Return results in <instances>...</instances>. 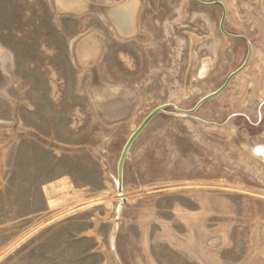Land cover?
Returning <instances> with one entry per match:
<instances>
[{"label":"rangeland","instance_id":"1","mask_svg":"<svg viewBox=\"0 0 264 264\" xmlns=\"http://www.w3.org/2000/svg\"><path fill=\"white\" fill-rule=\"evenodd\" d=\"M71 1L0 0V264H264V0Z\"/></svg>","mask_w":264,"mask_h":264},{"label":"water","instance_id":"2","mask_svg":"<svg viewBox=\"0 0 264 264\" xmlns=\"http://www.w3.org/2000/svg\"><path fill=\"white\" fill-rule=\"evenodd\" d=\"M198 1L199 3L201 4H205V5H212V4H219L221 5L222 7H224L223 3L221 1H214V2H205V1H202V0H196ZM107 14V13H106ZM224 20H225V13L223 14V17L221 19V23H220V27L222 29V31L224 33H226L227 35L231 36V37H236V38H243L245 39L248 44H249V53H248V58L250 56V53H251V44L249 42V40L244 36V35H235V34H231L229 32H227L224 28ZM248 58L247 60L243 63V65L241 67H239L237 70H235L234 72H232L228 78V80L226 81V83L220 87L218 90L204 96L203 98H201L198 103L196 104V106L192 109H181L179 107H177L175 104H165V105H162V106H159L157 108H155L143 121L142 123L134 130V132L131 134V136L129 137V139L127 140L123 150H122V154H121V157L119 159V163H118V175H119V180L122 179L123 177V169H124V164H125V160L127 158V154L132 146V144L134 143V141L136 140V138L139 136V134L145 129V127L149 124V122L156 116L158 115L159 113H163V112H168L167 111V108L169 107H173L175 108V112H172L173 114H176V115H191L192 113H194L206 100H208L209 98L219 94L222 90H224L228 84L230 83L231 79L233 78L234 75H236L239 71H241L245 64L247 63L248 61ZM51 146L53 147H57L58 145L55 144V143H52L50 142L49 143ZM55 144V145H54Z\"/></svg>","mask_w":264,"mask_h":264},{"label":"bare ground","instance_id":"3","mask_svg":"<svg viewBox=\"0 0 264 264\" xmlns=\"http://www.w3.org/2000/svg\"><path fill=\"white\" fill-rule=\"evenodd\" d=\"M62 3L67 5L66 3L69 0H60ZM78 1V0H77ZM137 0H129V3H126V5L122 6H115L112 9H107V12L110 14V17L112 18L113 22L117 26L118 30L123 33V34H133L135 33V30L133 29V22H134V15L136 11V2ZM70 2H73L70 0ZM86 3V2H85ZM64 5V6H65ZM69 5V4H68ZM84 6V5H83ZM105 7V6H104ZM80 8V7H79ZM103 8V7H102ZM64 9V8H63ZM105 9V8H104ZM90 38V37H89ZM94 41V40H93ZM96 45H98L96 43ZM96 47L92 45V41L90 39L83 40V42L80 43L79 45V53L82 57L89 58L93 55H97L96 52ZM99 53V52H98ZM81 57V58H82ZM86 58V59H87ZM97 58V57H96ZM84 59V58H83ZM95 60V58H94ZM93 60V61H94ZM82 61V60H81ZM88 63H91V60L88 61ZM93 63V62H92ZM206 63V62H205ZM91 65V64H90ZM95 65V64H94ZM206 66V64H205ZM91 67V66H90ZM207 67V66H206ZM93 68V67H92ZM208 68V67H207ZM206 69V68H205ZM207 70V69H206ZM202 75V74H201ZM99 87V86H98ZM100 97H104L106 95L111 94L110 90H106L103 88H97ZM113 90V89H112ZM118 92V91H117ZM125 92V91H124ZM119 93V92H118ZM110 96V95H109ZM107 97V96H106Z\"/></svg>","mask_w":264,"mask_h":264},{"label":"crops","instance_id":"4","mask_svg":"<svg viewBox=\"0 0 264 264\" xmlns=\"http://www.w3.org/2000/svg\"><path fill=\"white\" fill-rule=\"evenodd\" d=\"M261 107H262V106H260V107H259V112H261V110H260V109H261ZM260 115H262V114L260 113Z\"/></svg>","mask_w":264,"mask_h":264}]
</instances>
